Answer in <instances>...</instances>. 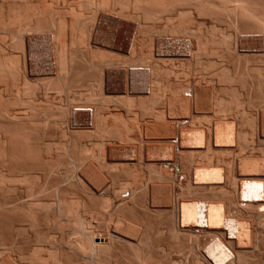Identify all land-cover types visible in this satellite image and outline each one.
Instances as JSON below:
<instances>
[{"label": "bare ground", "instance_id": "6f19581e", "mask_svg": "<svg viewBox=\"0 0 264 264\" xmlns=\"http://www.w3.org/2000/svg\"><path fill=\"white\" fill-rule=\"evenodd\" d=\"M226 33L227 32H225V34ZM205 40L206 42L208 41L207 39ZM150 41H146L148 43H146L147 46H151V43L149 44ZM159 41L163 42L162 40ZM164 43L166 44L167 42L164 41ZM156 44H159L160 47L164 45H161L158 43V41ZM156 44L154 48L156 47L158 49V45ZM176 44L177 43L174 45ZM180 44L181 46L185 45H182V43ZM188 44L191 48H193L192 46L194 44ZM188 44H186V47L183 46L184 48H181L179 44L177 45V47L179 46L181 49L180 50L179 47L177 48V50H180V54H177V57H182L181 59L184 61L187 60L186 63H188L185 66L183 60L181 63V59L178 58L179 61L177 59L181 68L178 67L180 73H176L175 77H181V75L186 71L187 74L185 73L182 75L183 77L186 75L185 79H183L184 82L187 80L189 73L190 78L193 77L191 74L194 75L197 71H199L198 68L195 70L196 72L193 70L195 73L192 72L194 65L196 68L198 67L196 66L197 62H194L195 64H193V60H189V57L187 59V55L190 54L189 56H191V53H195L194 55L197 57L198 55L190 48H188L186 53L185 48L189 46ZM206 44L207 43H205L204 46H207ZM201 45L202 44L198 43L195 45L197 46L196 51H198L199 48V51L203 49ZM219 45L221 44L219 43ZM223 45L226 46V43H223ZM209 46L210 49L218 48L217 46L213 47V44L211 46V43ZM170 47L171 45L169 48L167 47L165 49L161 47L159 49H163H158L159 51H157L156 48L154 49L152 46L154 49H152L153 51L150 47H147L150 48V51H146L150 52L149 55L153 54L152 56H155V58L153 57L155 60L161 55L162 56L161 58L159 57V59H162L164 55L163 50H165L168 53H166L167 57L173 58L174 60V57L176 56L174 52L178 53L179 50L177 51L175 49L176 46H172L173 48ZM207 47H204L203 51H205V48L207 49ZM221 47L222 46H219V50H217L218 52L222 49ZM227 47L229 48V46ZM214 49L213 52L212 50H209L212 53L208 55L213 54L212 57L214 56L213 58L215 60L217 57L214 54L218 53L216 50L215 52ZM224 50L223 52L221 51V54L226 52V50ZM154 51H157V53L160 51L161 52L158 53L156 57L154 53H151ZM189 51H191V53ZM206 51L203 52V56L198 52V54L201 56L198 57L200 58L198 59L200 60L198 65H204L203 63L206 65V62L202 61L201 59L202 57H208V55H206ZM181 53H185L184 55H186V60L184 59V55L180 56ZM166 54L164 55L165 61L167 60ZM259 55L264 57V55L262 56L260 53ZM259 55H256V57ZM212 57L210 56V58H207V63L209 59H213ZM220 57L223 56L221 55ZM190 58L193 57L191 56ZM162 61L165 62L163 59ZM162 61L158 62V64ZM170 61L171 60L169 59L168 64H170ZM173 62L171 63L173 64ZM178 62L176 63L177 66ZM200 62L202 63L200 64ZM156 63L155 67L158 66L157 69H159L160 64L158 65ZM210 63H213V60ZM163 65H165V63L162 64V69H164L163 67L165 66L168 68H165V71L163 70L164 73L169 71V66ZM218 65L220 66V64L215 66ZM174 67L172 68L171 66L172 73L173 69L176 71V67ZM176 72H178V70ZM170 73L167 74L166 72L165 74L169 76ZM237 75L238 73L236 74V77ZM173 76L174 73L171 75L172 79ZM175 77L173 81L177 87V85L180 83V80L177 79L178 81H176ZM167 78L171 79L170 76ZM182 78L181 83H183ZM230 79H232V77ZM225 80H227V78ZM168 81L171 82L170 80ZM168 81H166V83L170 84ZM176 82L179 83L177 84ZM187 82L191 83L193 81L189 79V81L187 80L183 84L185 85ZM219 82L220 84L217 82L219 84H217V87L222 84L221 81ZM94 83L95 82H93V84ZM171 83V85L167 86L173 87V82ZM181 83L179 84L178 88L173 87V89L175 88L177 92L179 91L178 94L180 93L185 96L183 88L181 90V87L183 86L180 87V85H183ZM190 83H188L190 86L189 90L192 89L194 84L197 85L194 88L195 112L189 117V119H182L183 122L178 121L181 119V117L180 119H178V117L176 118L178 119V122H175L176 119L173 120V124L169 122L173 125H171L172 133L177 135L178 139H176V137L175 139L163 137L152 139L151 132L154 129L160 130L162 127L161 126L160 128H157L159 127L157 125L156 128L151 129L150 139L145 140H142L140 135V139H138L139 137L136 138L137 136L133 135L134 131H131L133 134L130 132V135H133L134 138L133 136H131V138H126L130 137L126 135V137L124 136L125 139L119 137L120 139L111 138L109 140H103L101 138V140H97V138L96 140H93V138H90L91 140L86 139V141H82V138V140H78L79 138L75 140L70 138L71 136L68 137L66 135L68 130L66 132L62 131V127V129L56 127L58 134L56 131L55 133L59 135V137L57 141L55 140V142L45 140L44 138V140H12L9 138L10 135L8 133L0 136V264H207L210 263L208 260H212L213 256L211 257L212 254H205V256H209V259H206L207 261L205 260V263L204 255L202 257V254L204 253L203 251L207 253L209 250H207V247L210 248L209 245L211 244L213 247H216V245L220 244V242L218 244H214L216 241L214 238L212 239V237H216V234L220 232H222L221 235L226 233L225 235L229 239L227 240L229 241L228 244L232 250L230 253L236 255V260H231V258L229 259L228 257H225L229 256L227 253L223 257L229 261L231 260L232 262L236 261V264H248L244 257H247L246 255L252 254L255 250L256 252H260L258 249L261 247L259 244L260 239L258 240V236L260 235L255 234L257 230H261L259 231L262 236L261 241L264 239V214L263 212L261 213L257 211L259 208V210L263 208L261 211H264V158L262 154L263 152H261L264 150L262 148V150H259L260 147L256 149L257 146L261 145L260 143L262 142V139L264 140V108H260L262 110L259 113V117L256 116L257 118L254 119V116H252L254 113L251 115L248 113V116L247 111L242 108L244 105H242V107L241 105H238V103H241V100L238 98H242L243 94L241 93L244 92L243 89L246 88L245 94L248 91L245 83H242L245 86H242V88H244L241 89V93L237 92V89L235 91V88H230V90L234 91L232 95L236 92L241 94V97H238L237 94H234V96L236 95V99L230 94V90H228L230 92L228 94V91L226 92V89L221 88V86L218 88H213L211 86H200V83H193V86H191L192 83L191 85ZM205 83L214 85L212 82L208 83L205 81ZM188 84L186 86H188ZM201 84L203 85L204 83L201 82ZM90 85L91 83L89 82L88 86ZM92 85L90 86V89ZM97 87L98 86H96V94L98 95L100 92L98 90L101 89ZM226 88L229 89L228 85ZM93 90H95V88L92 87V91ZM185 90L188 89L186 88ZM189 90L185 92H189ZM225 92L228 95H231V98L233 99L229 98V100L231 101V104L236 103V105L234 104L236 108H232L233 105H230V102H226L228 104L225 103ZM90 93H93V97L94 91ZM173 93L175 94V90H173ZM247 94L250 95L248 92ZM179 95H177V97ZM188 95L191 96V94ZM120 97L118 98V102ZM246 97L248 98V95ZM97 98L98 97H95L96 100H98ZM177 99L178 98H176V100ZM114 100H116V97ZM242 102L246 104L247 101L244 102L243 100ZM92 103L93 102L91 101V104ZM91 104L89 103V106ZM179 104H172L174 105L173 110L177 111V113L179 111V113H183V107L181 105L179 106ZM247 104L246 105L249 107L250 100H248ZM213 105H216L217 108ZM225 105L230 106L233 109V112L236 110V115L234 116L235 120L230 119L231 121L224 120L225 122H220L215 121L214 119L215 122H213L212 126L209 117H213L201 113L208 109L210 111L212 106L216 108V110L212 111L213 114L215 111L217 112L218 107L224 112L226 107ZM169 107L168 111H170ZM259 107L257 108V112H259ZM186 108L189 110L188 107ZM220 109L214 114V117L218 116L220 118V116H222L220 114H223V112H220ZM131 110L134 109L128 110L127 113H130ZM227 110L228 108L226 111ZM246 110L248 109L246 108ZM77 111L78 110H76L75 113ZM226 111L224 112V116L225 114L228 116ZM81 112L84 113V109ZM159 112H163V115L164 112L166 113V111ZM212 112L209 114H212ZM137 114H133L135 115L133 118H136V116L138 117ZM162 114L159 119L155 118V123H158L161 117L162 119L165 118V115L163 116ZM81 115L82 114H80V116ZM174 115L173 117H175ZM181 115L182 114H180V116ZM256 115L258 114L256 113ZM78 116L76 115V118H73V121L76 119L75 122L77 121L83 125L89 122L101 121L105 118H103L102 113L100 112L99 108H97V104H92L87 109L85 116H79L77 119ZM167 116L169 115H166V117ZM227 116L225 117L226 120ZM250 116L253 118H250ZM200 117L202 119L204 117L205 119V121L204 119L203 121L200 119L202 123L209 121L204 125H207L209 128L210 123V126H212L210 129L213 130V133L209 132L207 127L199 122L198 118ZM218 117L216 118L217 120L219 119ZM222 117L220 119H222ZM170 120L171 119L168 121ZM162 121L164 122V120ZM189 121H192L191 124ZM194 122L198 125V127L200 125L201 129L206 127V131L200 135L204 146H198L199 137L198 133H196V126ZM73 123L74 122H72V124ZM192 123L195 127H193ZM91 124L92 123H90V125ZM75 125L76 124L74 123V126ZM147 125L142 126L148 130L150 123L148 127ZM151 125H153V123ZM87 126L89 127V125ZM140 126L141 125L139 124V127ZM124 127L122 129L125 131ZM80 128L76 127L68 132L71 133L72 131L73 133H76L80 130ZM122 129H118V132ZM84 130L85 129H82V131ZM100 130L99 132H102L103 128L102 131ZM248 130L251 131V133H249ZM140 131L142 132V130ZM125 132L127 133V130ZM122 133H124L123 130ZM126 133H124V135ZM147 133H149V131ZM173 134L171 135L173 136ZM250 134L252 136H250ZM6 135L7 137H5ZM162 135L163 134H161V136ZM146 136H148V134ZM249 136L250 141L248 139ZM251 137H256L258 140L261 138V142L258 145L256 144L257 146L255 147L253 138ZM262 146L264 148V145ZM228 151L231 152V157H233L232 154H235L236 158L234 157V159H230V162H219L217 159L214 160V157L216 158V155L219 153L221 154L226 152L225 156L227 157ZM257 151L261 152V158L258 157L259 155L256 156L257 154H254V152L258 153ZM220 154L218 157L223 159L224 157L221 158L222 155L220 156ZM229 154L230 153H228V155ZM196 158H198V160ZM218 163L225 164L218 165ZM178 165L180 166L179 168L181 170L180 176H178L177 172L175 171ZM192 176L195 177L194 180L197 179L198 181L200 180V182H206V185L208 183L213 184L211 185L212 187L210 184L208 185L211 188L210 190H216V192H218L217 195L220 193L221 197L217 196L219 197V200H221L220 198L224 199L223 197L225 194L229 195L230 189L232 193L230 192V195L228 196L229 198L227 196L225 197L228 205L230 206L226 207L230 209H226L225 211L221 206L222 204H218L219 202L207 203L206 205L203 204L196 210L193 209L190 202H188V196L186 193H183L181 190H177L176 188V186H178L179 188L187 191L189 188H191L190 181ZM194 184L193 185L196 186V183ZM213 187L215 188L213 189ZM222 192L224 193L223 197ZM232 194L236 197L235 204L233 202L235 199H233V196H231ZM230 197L233 200L230 199ZM212 200L213 202L216 201V199ZM234 205L236 209L234 208ZM240 205L242 206L241 208H243L244 205L247 206V208L253 207L252 209L255 208L254 210L259 212L258 215H255L257 214L256 211H253V213L255 212L253 216L250 214L252 218L255 217L253 218V222H256V225L253 222H250V220L248 221L244 219L241 213L237 212L238 208V211L240 210V207H238ZM232 206L236 212L233 211ZM252 209H250V211H248L249 208L248 210L244 209L248 211V213L245 214V218H247L249 213L252 212ZM99 216H105L108 219L102 220V224L104 221L106 222V220L108 221V224L104 223L107 224L104 230L101 229L104 224H100L102 225L99 228L101 229L100 232L98 231V228L96 229V227L99 226L98 223H100L101 219H99V222H95L96 217ZM250 216L248 218H250ZM193 219L200 223L198 228H196L197 226L195 228L190 226V220L192 221ZM197 221H195V225ZM95 223H97V226H95ZM255 227L258 229L254 230L256 229ZM197 233L199 234V236L197 235L198 237L195 236ZM221 235L219 234V236ZM194 237H196V241H194ZM221 240L223 242L224 238L222 239L221 237L220 241ZM218 241L219 240L217 239V242ZM251 245L254 247H251ZM220 246L222 247L221 244ZM124 247H128L129 249L133 248L135 249L136 253H134L133 249L132 253V250L127 249L126 252L130 253L127 255V259V253H125V255L122 254L124 253ZM219 249L221 251V248H218L217 253L220 252ZM230 249L229 251H231ZM145 251L147 254L144 256L143 253ZM256 252H254L255 256H257ZM259 252L258 255L262 254V250L261 253ZM133 253L135 255H133ZM215 253L214 255L216 256ZM223 254L221 253V255ZM120 255H122V257L124 256L123 262L121 261L122 257L120 261L117 258L118 256L120 257ZM215 256L214 259H216ZM232 256L234 255H231V257ZM255 258H257V260L260 259V257L259 259L258 257H254V259L251 257V260L253 261ZM219 260H221L219 263H222V259ZM217 261H215V263ZM231 261L229 262L230 264L232 263ZM252 261H250V263ZM213 263L214 262H211L210 264ZM224 264H226L225 261Z\"/></svg>", "mask_w": 264, "mask_h": 264}, {"label": "rangeland", "instance_id": "374dc122", "mask_svg": "<svg viewBox=\"0 0 264 264\" xmlns=\"http://www.w3.org/2000/svg\"><path fill=\"white\" fill-rule=\"evenodd\" d=\"M225 32L228 33V36L227 33L225 34ZM205 39H207L208 41L206 42ZM159 40H162L163 42H160ZM203 40L204 44L207 43L206 45L209 48L207 46H204ZM146 41H150L149 44L151 43V46H147L148 43ZM157 41L161 45H165L161 46L164 49L167 47L169 48V46L171 45L170 48H173L172 46H176V48L174 47L176 50L179 47H177L178 44L181 46L180 43H182V45L185 44L183 45L184 47H186V44L188 43L192 45L194 44L193 46L191 45L193 48H191L188 44L189 46L185 48V51L187 53L188 48H190L197 53L198 57L200 56L198 52L201 53V55L206 50H208L206 51V55L212 53L214 46L218 47L217 49L215 48L214 51L219 50V46H222V49L226 48V52H224L225 54L223 53V55L221 53L224 49H221L219 52L217 51L218 54L215 53L214 55H216L217 58L221 55L223 57H220L219 59L215 58V60L213 58L214 56L212 57L213 54L208 55V57L206 58L202 57L201 59L202 61L206 62V65L205 63H203L204 65H202V62H200L201 65H198L200 61L198 59L200 58L195 56V53L192 54V50L189 51L193 58H190L191 56H189L190 54L188 53L189 55H187V59L188 57L189 60L192 59L193 64L197 62L196 66H198L196 68L194 65V67L192 68V72L195 73V70L198 68L199 71H197L194 75L191 74V76L193 77L189 78L190 73L187 76L188 81L189 79L193 81L191 82L192 85L190 82H187L184 85L183 83H185L187 80L184 82L183 79H185L186 75H184V77L182 75L185 74L186 71L185 73H183L184 71L181 72L183 73L181 77H175L176 73H180L178 67L181 68L178 62V58L180 57H177V54H180V47V50L178 49V53L174 52V54L176 55L174 58L176 60H173V58L170 57L168 58V53L163 50L164 55L167 53L166 61L164 58L165 56L163 55L162 57V59L165 61L163 62L162 59H159V57L161 58L162 53L160 54L161 56L157 57L158 53L161 52L160 51L157 53V51L163 49H159L161 47L159 44H156ZM164 41L170 43H166L169 46H167ZM209 42L211 43V46L213 44V47H211L213 49H210ZM175 43L177 44L174 45ZM197 43L202 44L201 47L203 49L204 47H207V49L205 48V51H203V49L201 48L202 50L199 51V48L198 51H196L198 45H195ZM219 43L221 45H219ZM223 43H226V46H224ZM155 44L158 45L159 50L155 47L157 51L151 52L154 53V55H156V57L158 58L154 60L153 57L155 58V56H152L153 54L149 55V51L150 48L151 50L154 48ZM216 44H218L219 46ZM183 46H181V48ZM227 46H229V48L231 46V48L229 49ZM146 50L149 51L147 52ZM209 50H212V52ZM259 53L262 56L264 55V0H0V136L8 133L10 135V137L9 135L8 137L12 140L45 139L55 142V140L57 141L59 137V135H57L58 130H56V127H62V131L66 132L67 130L70 131L73 128H80L81 126L80 130L78 129L79 131H77L76 133H73L71 131V133H73L71 134L67 131L66 135L68 137L71 136L70 138L75 140H77L78 138V140L83 139L82 141H86V139L91 140L90 138H93V140H96V138L97 140H109L111 138L118 139L119 137L125 139L126 135L130 136L126 138H131V136L133 135H136L137 137H135L138 138L140 135L142 140H145L150 139L151 133L152 139L161 137L169 139H175L176 137V139H178V136L172 133V122H174L173 120L177 117L178 119H180L181 117V119H176L175 122L177 120L179 122H183L184 118L189 119V117L195 112L194 88L197 85L194 84L193 86V83H200V86H211L213 88H218L221 86V88L226 89V92L230 90V88H235V91L237 89V92L240 93L242 91L241 89L244 88H242V86L246 85L248 90L247 92L250 93L249 95L246 92L249 99L245 94L246 88L243 89L244 92L241 93L243 94L242 98L238 99L241 100H239L241 103H243V100L244 102L247 101L246 104L248 103V100H250V108L247 106L249 104L246 105L244 103H238V105H241V107L242 105H244L242 108L247 111V115L248 113H250L249 115L254 113V115L252 116H254L255 119L259 117L260 111L264 108V57H261ZM184 54L185 53H181L180 56ZM256 55H259V58L256 57ZM185 56L186 55H184V57ZM210 56L213 59H209L207 63V58H210ZM169 59L171 60V65L168 64ZM184 59L186 60V57ZM182 60L183 59L180 60L181 63L184 61ZM212 60L213 63H210L212 62ZM160 61L163 62H161L162 64L165 63V65L169 66L170 72L171 66L172 68L174 66L176 67V71L178 70V72H176L175 69L172 70L174 73L173 79L171 78V75L173 74L172 72L170 73L169 71H166L167 74L170 73L169 76L171 79L167 78L169 76L165 74L166 72L164 73L165 68H167L165 65H163L165 66L163 67L164 69H162L161 63H159V69H157L158 66L155 67V63L157 62L156 64H158V62ZM186 61L183 62L185 66L188 63H186ZM171 62H173L174 65ZM177 62L178 66L176 64ZM217 64H220V66H215ZM212 70L215 71L213 72ZM236 72L238 73L237 77ZM174 77L176 78V81H178L177 79H179L180 83L181 78L183 77V83H181L183 85H180V87L183 86L181 87V90L183 88L185 96L180 93L179 95V91H176L175 88H178L180 83L176 82L177 84L179 83L176 87V84L173 81ZM231 77L232 79H230ZM226 78L227 80H225ZM221 79L227 82H224ZM168 80L173 82V87H175L174 89L172 86H167L172 84ZM166 81H168L170 84H167ZM205 81H207L208 83L212 82L214 83V85H209L210 83L207 84L205 83ZM219 81H221L222 84L217 87V84H220ZM89 82L91 83V85L93 84V82H95L92 85V87L95 88V90H93L94 98L92 97L93 93H90L93 91L92 87L90 89L91 85L88 86ZM201 82L204 84L202 85ZM188 83L193 86V90L191 89L192 91L189 90L190 86ZM242 83H245V85H243ZM187 84L188 86H186ZM227 85L229 89L226 88ZM96 86H98L97 88L101 89L98 90L100 91L98 93L99 96L96 94ZM184 87L185 89L187 88L189 92H185L188 90H185ZM172 89L175 90V94L173 93ZM171 91L176 96H174ZM230 91L231 93L229 91L227 93H230L232 95L234 91ZM226 92L225 103L230 102L229 104L233 105L232 108H236V106H234V104L236 105V103L231 104L229 98L236 99V95L234 96V94H237L238 97H241V94L236 92L232 95L234 97L231 98V95H228ZM185 93L191 94V96L188 94L186 95ZM177 95L179 96L177 97ZM95 97H98L97 99L99 101L96 100ZM115 97L116 100H114ZM119 97L120 99L118 102ZM188 97L191 99H189ZM176 98L178 99L176 100ZM91 101L93 102L92 104H97V108H99L100 112L103 115V118L105 117L104 120L102 119V122L97 121L100 123H97L95 121L96 123L89 122L85 125L80 124L77 121L75 122L76 119H74L73 121V118H76V115L80 116V114H82L80 117L86 115L87 109L92 105ZM88 102L91 104L90 106ZM175 103H180L179 106L181 105L183 107V113L187 112L188 114H183L182 112L179 113L180 111L178 112V114L177 111L173 110L174 105L172 104ZM213 106L215 107L216 105ZM213 106L210 111L208 109L205 110L206 112H201L213 117H209L211 125L215 121L225 122L231 121L233 119L235 120L234 116L236 115V110L234 109L235 112H233V109L227 105L225 106L228 108V110L226 111V107L224 110L226 111V113H228L229 117L227 116V114H225L224 116L225 111L223 112V110L218 107L217 112L219 111V109L220 112H223V114H220L223 116H220V118L222 117L223 120L218 116L217 117L219 119L217 120V117H214V114L217 112L215 111L214 114L212 112L216 110L217 106L216 108H214ZM168 107L170 108V111H168ZM186 107H188L189 110ZM258 107L259 109L262 108L260 110L258 109L259 112H257ZM246 108L248 110H246ZM83 109L84 113L81 112L83 111ZM130 109H134L131 110V112L129 111L132 114L127 113ZM249 109L253 111H250ZM76 110L78 111L75 113ZM159 111H166V113L164 112L165 116L162 114L163 112ZM157 112L159 114L161 113L165 117L164 119H162L161 117L164 122L160 119V121L162 122L159 121L158 123H155V118L159 119L161 116V114L159 115ZM211 112L212 114H209ZM256 113L258 115H256ZM133 114H137L138 117L136 116V118H133L135 117V115ZM180 114H182L183 116H180ZM166 115L169 116L166 117ZM171 115L172 117L173 115L175 117L172 118ZM79 116L77 117V119L79 118ZM226 116L227 120L225 118ZM231 116H233L234 118ZM252 116H250V118H253ZM169 119L171 120L168 121ZM200 119L203 121L204 117L203 119L201 117L198 118L199 122H201ZM148 121L150 125L152 123L153 125H155H151V128ZM72 122H74L76 125L74 126V123L72 124ZM169 122H171L172 124ZM90 123L92 124L90 125ZM205 123L202 124L204 125ZM139 124L141 125L140 127ZM194 124L196 126V133H198L199 137L198 146H204V143H202L201 141L200 135L206 131L205 128L207 127V125H204L206 127L202 125L204 127L203 129H205L203 130L201 129L200 125L198 127L195 122ZM194 124L193 127H195ZM87 125H89V127ZM142 125H147L148 130L145 129ZM156 125L159 126L157 128H160L162 126L163 129L162 127V130L154 129L150 133L151 129L156 128ZM212 126H210L209 123V128L207 127V130L211 133H213V130L210 129V127ZM94 127L98 129L96 130ZM123 127L125 128V131L127 130V133L124 131V129H122ZM102 128L104 132L102 131ZM120 128L124 133H126L125 135L124 133H122V130L118 132V129ZM197 128H200L201 130ZM82 129H85L86 131H82ZM99 130L102 132H99ZM140 130H142V132ZM1 131H4L5 133H2ZM55 131L57 134L55 133ZM131 131H134V134ZM138 131L141 133H139ZM148 131L150 134L147 133ZM130 132L133 135H130ZM68 133L71 135H69ZM118 133L121 134L119 135ZM249 133H251V131H249ZM147 134L148 136H146ZM161 134L163 135L161 136ZM171 134H173V136ZM250 136L252 135L250 134ZM250 136L249 138L247 137L249 141ZM5 137H7V135ZM140 137L138 139H140ZM251 138H253L255 147L261 142V138L259 140L256 137ZM263 142L264 140L262 139V142L260 143L261 145L257 146L256 149L260 147L259 150L261 148L264 150L262 146L264 145ZM257 152L258 153L254 152V154H257L256 156L259 155L258 157L261 158L260 155L263 154L264 158V151H261L263 152L262 154L260 151ZM228 153L230 154L228 155ZM218 155H216V158L214 157V160L217 159L219 160V162H230V159L232 160L234 159V157L236 158L235 154H232L233 157H231V152L229 151L227 152V157L225 156L226 152L220 154V156L222 155L221 158L224 157L228 159L230 156L228 160L224 158V160L220 159ZM196 159L198 160V158ZM224 164L225 163H218V165ZM179 167L180 166L178 165L177 169L175 170L178 176L181 175V170ZM194 178L195 177L192 176L190 181L191 188H189L187 191L176 186L177 190H181V192L186 193V195L188 196V202H190L193 209L196 210L203 204L206 205L207 203L218 202V204H222L221 206L225 211L226 209H230L227 208L230 206L225 199L226 196L228 197L230 195V192L232 193L230 189L229 195L225 194L224 196V193L222 192V197L224 196L223 198L225 199V202L224 199L220 198L221 200H219V197H217L220 196V193L217 195L218 192H216V190H210L211 188L208 184H210V186L213 184L208 183L206 185V182H200V180H194ZM194 183H196V186H194ZM214 188L215 187H213V189ZM231 196H233V199H235L233 201L235 204L236 197L233 194ZM212 199H216L217 202H213ZM230 199L232 198L230 197ZM241 205L238 206L240 207L239 211L241 212L238 211V207L237 212L241 213L244 219L253 222V218L255 217L252 218L251 216L255 214V212L253 213V211H256L254 210L255 208L252 209L253 207H248V210L247 206L244 205V209H247L248 211L252 209V212L249 213L247 218H245V214L248 213V211L241 208ZM234 208L233 211H235L236 209ZM259 209L257 211L261 213L263 212L264 214V211H261L263 208L261 210ZM257 211V214L255 215L259 214V212ZM249 216L250 218H248ZM104 217L105 216L96 217L95 222H99V219H101L100 223H98L99 226L96 227V229H99L100 226L108 222V219ZM103 219L107 220L102 224L101 222ZM192 221L194 222V224ZM192 221L190 220L191 227L195 228L197 226L196 228H198L200 226V223L197 220L193 219ZM195 221H197L196 225ZM107 224H104L102 226L103 228L101 227V229L104 230ZM254 224L256 225V222ZM95 226H97V223H95ZM101 229H99L98 231L100 232ZM257 229L258 228L254 230ZM259 231L257 230L259 234L257 232L255 234L260 235L258 236V240L260 239V242H258L261 245V247L259 245L260 248H258L260 252H256V250L254 251L256 252L257 256H255L254 252L250 254L252 256L246 255L247 257H244V259L246 262H248V264H255V260L256 264H264V239L261 241L262 236ZM221 233L222 232L216 234L217 236L212 237V239L214 238L216 242L218 239L219 241L217 243L215 242L214 244H218L220 242L222 247L220 246V244H218L219 247L218 245H216L217 248L213 247L212 244L209 245L210 248L207 247V250L209 249L208 251L206 250L207 253L203 251L204 253L202 254V257L204 255V262L206 259H209V256H207L209 254H212L211 257L213 256L214 259L215 252L216 259L208 260L210 263H215L217 259L218 261L216 263L218 264H224V261L226 262V264H228L231 260H236V255L230 253L232 252V250L230 249V245L228 244L229 241L227 240L229 239L225 235L226 233H223L222 235ZM219 234L221 236H219ZM197 235L199 236L198 233L195 234L196 237H198ZM223 236H225L226 238ZM196 237H194V241H196ZM221 237L222 239L224 238V243L222 242V240L220 241ZM251 247L254 246L251 245ZM218 248H221V251L219 249V253H217ZM123 249V255H125V253H127L126 256L130 254L126 252V250L129 249L128 247H124ZM132 249L130 248L129 250ZM229 249L231 251H229ZM133 250L134 253H136L135 249ZM133 250L131 251V253L133 252ZM261 250L262 254H260V256L258 255V252L261 253ZM134 253L133 255H135ZM221 253L224 254L221 255ZM226 253L229 254V256H225ZM146 254L147 253L145 251L143 255L145 256ZM205 254L207 255L205 256ZM253 254L254 257H258V259L260 257L262 261L260 259L257 260V258L252 261L251 257L252 259H254ZM231 255H234L232 256L234 258H232ZM220 256H225L229 259L231 258V260L229 261L225 257L221 258ZM121 257L122 255H120V257H117L119 261L121 260ZM123 257L121 260L122 262L124 259ZM126 258L128 259V256ZM219 259H222V263H219L221 261ZM247 259L252 262L250 263V261H248ZM235 262L236 261H233L231 264H236Z\"/></svg>", "mask_w": 264, "mask_h": 264}]
</instances>
